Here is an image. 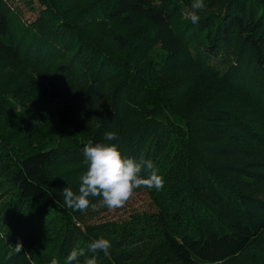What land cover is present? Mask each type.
I'll return each instance as SVG.
<instances>
[{
  "label": "trees",
  "instance_id": "1",
  "mask_svg": "<svg viewBox=\"0 0 264 264\" xmlns=\"http://www.w3.org/2000/svg\"><path fill=\"white\" fill-rule=\"evenodd\" d=\"M103 1L106 16L125 27L143 9L144 39L165 44L158 58L114 57L74 18L73 2L25 0L36 12L27 19L12 0H0V63L13 58L17 80L24 68L46 64L41 78L58 83L57 106L66 104L74 123L88 130L72 142L31 148L28 138L38 131L26 123L15 131L9 121L18 118H4L0 110V264H50L53 258L63 264L77 246L85 248L81 264L94 255L87 246L97 230L78 223L51 176L62 161L83 157L89 140L114 143L125 157L143 154L158 169L164 185L153 216L166 263L247 264L253 253L264 254V0H204L197 24L174 23L171 16L193 0ZM65 7L74 8L73 17ZM143 36L134 42L147 44ZM188 62L200 71L182 88L214 85L199 101L170 93L173 86L158 77ZM9 75L1 80L0 102L12 108L2 96ZM75 79L83 88L67 101L62 93ZM107 84L111 90L103 94ZM108 131L118 139L106 141ZM100 226L137 234L127 223ZM18 242L20 253L13 251ZM109 253H95L97 264L128 260L126 252Z\"/></svg>",
  "mask_w": 264,
  "mask_h": 264
},
{
  "label": "rangeland",
  "instance_id": "2",
  "mask_svg": "<svg viewBox=\"0 0 264 264\" xmlns=\"http://www.w3.org/2000/svg\"><path fill=\"white\" fill-rule=\"evenodd\" d=\"M91 1L93 0H67V3L73 2V4L76 5L74 18L77 19V22L86 32L91 33L92 36L94 35L97 41L114 52V54L112 53L114 57L132 58L142 63L144 56L148 57V59L150 57L158 58L160 53L166 49L164 47L165 44L160 41L144 39V36L147 35L149 31L145 28L146 19L143 15V9L137 11L135 22L125 27L119 24L120 22L117 18L114 19L106 16L105 10L108 6L107 2L95 0L91 3ZM12 3L21 8L22 15H24L25 18L33 19L36 15L33 9L28 8L25 0H12ZM65 8L68 16L73 17L72 10L74 8ZM188 10L190 9L182 8V10L171 15L174 19L173 22H181L184 19L183 13ZM172 18L170 20H172ZM117 32L123 35L120 37L114 35V39H111L113 34ZM173 33L171 34L172 37ZM141 36H143L142 40L147 43H144L143 46L134 42L135 39L138 40ZM15 65L13 58H5L4 61L0 63V75L3 76V78L0 79V83L2 82L1 80L7 78L8 73L14 74L11 76L9 75V81L3 88L5 94H2L3 97L6 95L4 99H6V102H8L12 108H9L8 105L6 107L4 103L1 104L0 102V110H6V113H3L4 118L9 117L11 113V116H16V119L18 118L16 121H9L15 123V131H18V127L25 128L26 126L33 127L29 129L38 131L36 135L32 134V136L28 138V141H31V148L33 146L41 147L54 142H72V140H78L81 136L88 134V130L82 129L74 123L75 121L72 119L74 117L68 112V108L63 107V105L66 104L62 102L59 103V107L57 106L58 100H60L59 97V99L57 98L56 94V92H58V88H56L58 83L52 84V82L44 81L41 78V70L46 64L38 65L35 69L24 68L18 80V76H15L18 73ZM198 71L200 70H198L197 66L195 67L193 63L188 62L184 67L169 69L164 73H160L158 77L160 76L162 82L167 83L169 86H173L170 93L180 95V97L185 98L186 101L192 99L199 101L205 95L204 93H211L212 87L214 86L212 82H204L203 85L201 84L202 86H198V88L193 91L184 89L180 86V84H183L186 77H189L190 74H194L195 72L198 73ZM18 85L19 87H17ZM111 87L112 85L107 84L102 93L105 94L107 91L109 92ZM82 88V80L75 79L68 91L62 93V97L67 101H71V95ZM221 91L225 90L222 89L220 92ZM9 110L10 112H8ZM27 111H29L28 114ZM24 113H26L28 117L25 116ZM23 118L24 120L19 123V119ZM25 123L28 125L23 126L22 124ZM25 145L26 144H24V146ZM243 159L250 160L249 158ZM85 171L86 165L84 157H80L65 162L62 161V163L52 168L51 176L54 177L55 180H58L62 191L66 187L75 190L79 184L81 175ZM159 193L160 190L138 188L132 199H130L124 207L115 210H109L104 207L99 198H92L95 207H90L83 213L76 212V219L78 223L89 225L90 228L96 229L97 231H95V234L98 238L103 237L108 239L111 243V253L126 252L127 254L123 255L128 258L125 264H169L166 263L162 255L163 253L165 254L163 251L164 242H162V233L156 223L157 221H154L155 216H153L159 207L156 201ZM108 221H117L132 225V230L138 235L133 232L119 235L109 231L98 230L101 228L100 225L102 223ZM246 262H248L247 264H264V254L253 253Z\"/></svg>",
  "mask_w": 264,
  "mask_h": 264
},
{
  "label": "clouds",
  "instance_id": "3",
  "mask_svg": "<svg viewBox=\"0 0 264 264\" xmlns=\"http://www.w3.org/2000/svg\"><path fill=\"white\" fill-rule=\"evenodd\" d=\"M206 5L204 0H193L190 10L183 13L184 19L197 24L200 13ZM106 141L118 139V134L108 131L104 134ZM86 171L81 175L75 190L63 189L64 206L74 212H86L90 207H95L92 198H99L101 204L109 210L122 208L132 199L136 189L146 188L161 190L164 179L159 174L151 160L125 157L114 143H93L89 140L82 148ZM142 172H148L142 176ZM22 245L18 242L13 251L20 253ZM111 243L106 238L91 240L87 251L93 253L91 257L83 260V264H97L95 253L102 252L105 257L110 255ZM81 257H85V248L73 247L65 257L63 264H81ZM50 264H60L53 258Z\"/></svg>",
  "mask_w": 264,
  "mask_h": 264
}]
</instances>
